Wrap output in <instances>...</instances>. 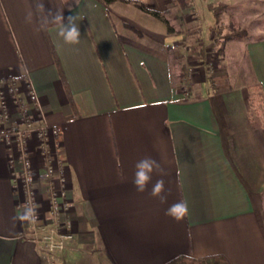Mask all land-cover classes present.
Returning <instances> with one entry per match:
<instances>
[{"label": "crops", "instance_id": "0c3cea01", "mask_svg": "<svg viewBox=\"0 0 264 264\" xmlns=\"http://www.w3.org/2000/svg\"><path fill=\"white\" fill-rule=\"evenodd\" d=\"M38 2L46 15L63 10L65 18H80L78 45L64 44L53 25L38 30ZM212 4H224L239 24L245 8L258 14L241 0H0V90L14 80L34 122L61 127L49 144L58 142L73 220V239L62 250L22 235L30 230L19 219L8 148L0 143V264H164L214 254L230 264H264V126L250 117L246 96L249 84L264 86V19H253L251 33L226 44L238 40L249 65L241 90L226 73L212 85L196 63L183 89L168 52L188 54L179 42L194 30L202 44L213 39L212 28L228 12L216 13ZM134 7L160 24L131 20ZM10 106L14 121L16 105ZM27 152L40 172L37 139ZM146 156L167 172L152 180L163 178L171 189L167 203L133 185L135 165ZM35 186L45 214L46 181ZM181 199L190 214L176 222L165 210Z\"/></svg>", "mask_w": 264, "mask_h": 264}, {"label": "built area", "instance_id": "2783aa9c", "mask_svg": "<svg viewBox=\"0 0 264 264\" xmlns=\"http://www.w3.org/2000/svg\"><path fill=\"white\" fill-rule=\"evenodd\" d=\"M19 88L12 80L0 90V143L8 148V165L13 172V186L18 191L16 208L23 215L29 207L35 210L33 220H26L29 234L23 233L29 241L40 243L46 250H62L73 239V220L69 215L70 199L66 190L64 165L57 150L58 142L49 144L50 137H59L62 129L57 124L35 123L31 114L19 98ZM28 98L36 101V92L28 86ZM16 105L18 117L10 121ZM31 138L38 140V150L44 159L41 171L36 172L27 152ZM56 162L52 165L50 160ZM36 179L46 181V212L39 210L40 198ZM57 183V184H56Z\"/></svg>", "mask_w": 264, "mask_h": 264}, {"label": "rangeland", "instance_id": "374dc122", "mask_svg": "<svg viewBox=\"0 0 264 264\" xmlns=\"http://www.w3.org/2000/svg\"><path fill=\"white\" fill-rule=\"evenodd\" d=\"M244 5L250 4V5H256L258 14H254L251 10V14L247 12L243 13V19L242 23L239 24L236 21H234V16H232L231 11H227L226 9L223 10V12L231 13V15H226L227 20L221 21L223 24H216L214 26L212 36L213 39L208 42V44H202L200 42V35L198 34L197 30H194V32H191V34L188 32L187 38H184L183 40L179 42V46L185 51H189L188 54H182L180 55L175 49L170 48L168 51L169 54H171V60L174 63L175 66L180 68V72L182 71V66L184 67L185 74L187 75L191 70L189 69L191 64H199L204 65L202 68L205 69V72L207 75H209V78H211L212 85L217 83L224 82V77L228 76L229 81L228 82H235L238 83V88L241 90L242 88H245L246 84L250 81V72H249V65L247 64V60L245 58L242 60V50L238 46V40H235L229 44L228 47H226L227 42H223V34L227 33V25L228 23H232L235 25V27H238V29H244L246 34H249L252 32V25L251 21L253 19H258L259 22H262L261 19H264V0H241ZM247 2V3H246ZM134 14L132 15L131 20L138 21L142 24H145L147 26L153 24L156 26L157 21L156 17H153L148 14H144L141 10L137 8H133ZM128 16V15H127ZM130 22V21H129ZM160 24V23H159ZM116 25L119 27L120 23L116 21ZM231 40V39H230ZM178 64V65H177ZM227 64V65H226ZM226 73V74H225ZM188 76V75H187ZM190 77V76H189ZM186 82V83H185ZM185 82H180L181 87L183 89L188 90L189 85L191 84L189 79H186Z\"/></svg>", "mask_w": 264, "mask_h": 264}, {"label": "clouds", "instance_id": "9594fccd", "mask_svg": "<svg viewBox=\"0 0 264 264\" xmlns=\"http://www.w3.org/2000/svg\"><path fill=\"white\" fill-rule=\"evenodd\" d=\"M75 3L78 5L79 0H75ZM37 9L39 12L43 13L38 30H47L49 25H53L57 28V36L62 39L64 44L78 45L80 43L81 32L78 24V20L80 18L78 16L70 15L65 18L63 10H57L55 13L48 12L46 15L44 6L40 2L37 4ZM26 22H32L31 13L26 16ZM154 175L163 177L167 175V172L161 166L159 161L150 156H146L139 160L135 165V172L132 181L133 185L137 192L144 193L148 191L149 195L158 199L161 204L167 203L168 195L171 193V189L165 188V181L163 178L157 179L155 183H152ZM150 184L151 189L149 191ZM189 214V205L184 199L170 204L165 210V215L176 222L183 221ZM34 217L35 210L29 207L25 210L24 214L19 217V219L33 220Z\"/></svg>", "mask_w": 264, "mask_h": 264}, {"label": "trees", "instance_id": "16d2710c", "mask_svg": "<svg viewBox=\"0 0 264 264\" xmlns=\"http://www.w3.org/2000/svg\"><path fill=\"white\" fill-rule=\"evenodd\" d=\"M104 4H110L116 0H100ZM135 5H137L139 8L143 9L144 11H147L155 16H157L156 10L146 8L142 4H140L137 1H132ZM211 8L214 10V12L219 13L223 11L226 6L224 4H212L210 5ZM246 35V32L244 29H238V27H235L233 22L228 23L227 25V33L223 34V42H227L230 39L233 38H239ZM184 71V67L182 66V71L179 74V81L185 82L187 77ZM186 83V82H185ZM247 99L249 102V114L252 119L257 120V122L264 126V86L258 81H255L247 86ZM195 98H199L200 95L196 94L194 95ZM164 264H230V262L220 254H214V255H206L203 257H191V256H184L179 255L176 256L169 261H167Z\"/></svg>", "mask_w": 264, "mask_h": 264}]
</instances>
